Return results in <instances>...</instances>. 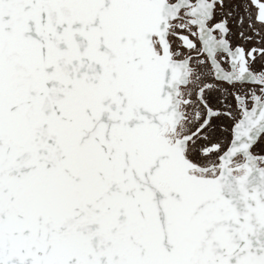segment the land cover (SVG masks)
Returning <instances> with one entry per match:
<instances>
[{
    "label": "snow or ice",
    "instance_id": "1",
    "mask_svg": "<svg viewBox=\"0 0 264 264\" xmlns=\"http://www.w3.org/2000/svg\"><path fill=\"white\" fill-rule=\"evenodd\" d=\"M0 264H264V0H0Z\"/></svg>",
    "mask_w": 264,
    "mask_h": 264
}]
</instances>
